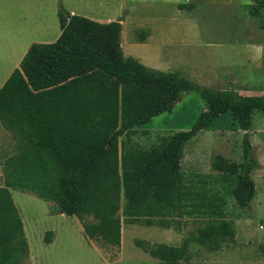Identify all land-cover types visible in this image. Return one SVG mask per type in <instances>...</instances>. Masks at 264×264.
I'll return each instance as SVG.
<instances>
[{"label": "trees", "instance_id": "1", "mask_svg": "<svg viewBox=\"0 0 264 264\" xmlns=\"http://www.w3.org/2000/svg\"><path fill=\"white\" fill-rule=\"evenodd\" d=\"M202 1L190 0L178 9L191 12ZM250 1V15L264 30V0ZM58 17L57 41L33 44L0 88V124L17 150L2 169L0 264H30L12 191L53 203L62 214L78 218L89 241L112 248L122 245L124 223L171 229L179 228L184 217H206V225L179 246L135 241L163 264L190 261L193 244L217 253L225 243H235L226 203L210 193L207 180L186 190L184 150L216 120L231 114L245 132L242 160L216 155L211 169L235 181L231 194L240 208H248L256 195L253 175L261 169L250 138L252 116L264 113V99L200 85L125 56L121 20L102 24L70 15L62 5ZM137 36L143 42L147 32ZM189 92L207 104L190 130L162 138L148 149L131 139L137 128L171 112ZM123 135L128 142L121 156ZM53 237L47 232L45 243Z\"/></svg>", "mask_w": 264, "mask_h": 264}, {"label": "rangeland", "instance_id": "2", "mask_svg": "<svg viewBox=\"0 0 264 264\" xmlns=\"http://www.w3.org/2000/svg\"><path fill=\"white\" fill-rule=\"evenodd\" d=\"M211 2H215V7H208ZM199 6L194 11V17H189L200 21L201 24L197 27L188 26L171 9L158 12L154 18L164 16L171 21L176 18L178 20L172 24L169 22V26L158 27L155 40L152 39L147 44L138 41L134 23L128 22L122 35L124 53L139 59L152 69L177 72L200 85L219 90L234 89L233 86L238 85L230 83L227 77L230 73L225 69L231 68L233 63L225 64V56L221 50L227 48L228 44H231L230 48L240 50L245 44L246 33L254 35L256 31L263 34L260 40L264 46V30L260 28L258 19L250 15L249 0H210L209 4L204 1ZM58 11L54 21L48 22V27L38 31L32 38L25 35L29 40L24 39L18 47L28 46L30 49L35 43L56 42L61 32ZM197 23L194 21L189 24L195 26ZM160 36L167 41L159 42ZM127 49L132 50L134 55H128ZM26 53L12 57L7 71L0 74V88L12 73L10 66L16 63L15 68H19ZM252 83L264 87V67L258 71V80ZM206 108V101L196 93H183L171 112L155 117L148 125L137 128L131 133V139L142 148H151L159 144L162 138H170L176 132L190 130ZM253 120L250 138L263 167L253 175L256 195L246 209L240 208L231 194L235 181L211 169V162L216 155L236 162L242 160V139L245 132L238 129L234 117L228 114L219 118L210 129L201 132L185 147L182 170L186 190L200 185L201 179L207 180L210 193L218 195L226 203V217L234 222L236 242L225 243L217 253L193 244L192 259L182 264H264V113L258 111ZM4 131L3 136L11 139L10 134ZM2 138L0 135V143H4ZM127 142L128 137L123 135L120 140L121 156ZM6 156H0V182L3 180L2 169ZM12 196L24 223L30 264H163L137 248L135 241L141 239L151 244L179 246L208 221L201 216L184 217L179 228L171 229L124 223L122 245L120 248H112L100 241H89L78 218L62 214L53 203L21 191H12ZM47 232L54 233L50 244L44 241Z\"/></svg>", "mask_w": 264, "mask_h": 264}, {"label": "crops", "instance_id": "3", "mask_svg": "<svg viewBox=\"0 0 264 264\" xmlns=\"http://www.w3.org/2000/svg\"><path fill=\"white\" fill-rule=\"evenodd\" d=\"M189 1L190 0H0V74L7 71L8 65L12 62V57L14 55L20 54L21 56L22 54L23 56L25 52H28V46H21L19 48L18 44L23 43L24 39L26 41L29 40V38H32L38 31L44 30L46 26L48 27V22L50 20L54 21L55 13L60 8V5H62L70 15L83 16L102 24L121 20L123 30L128 22H133L136 34L139 31L147 32L145 41L141 42L138 39L140 43L147 44L152 39L155 40V33L158 27L169 26V22L172 24V22L178 20V18H176L171 21L164 16L160 18L153 17L164 9L173 10L174 15L183 18L185 23L190 27H197L201 24L197 19L193 20L189 18L190 16L194 17V11L199 9L200 3L191 12L178 9L179 5ZM204 1L208 4L210 3V0H203L202 2ZM214 5L215 2H211V5H208V7H215ZM194 21L198 22L197 25L191 26L189 23ZM246 27H248L247 24ZM25 35L29 36V38ZM262 35L263 34H259L257 31L254 35L247 32L245 35L247 38L244 40L245 44L241 46L240 50H236V48L232 47L230 48L229 46H231V44H228L229 46L227 48L221 50L225 56V64H230V62L233 63L231 68L226 67L225 69L230 73L229 76H227L230 83L238 85L233 86V90L239 95L264 99V87L252 83V81L258 80V71L264 67V46L260 40V36ZM158 41L164 42L167 40L163 36H160L158 37ZM124 46L123 43V47ZM127 54L134 55V52L127 49ZM237 58L238 61H236ZM19 60L20 59H18V62ZM144 60L146 59L144 58ZM15 64L16 63H13L10 66V72L16 69ZM255 113H258V111H255L252 116V124ZM0 129H2L0 130V135H2V140L4 141V143H0V156L3 157L7 155V159L17 154V150L15 148V142L12 139L4 137L5 131L3 128ZM262 167L261 164V169ZM2 185L3 180L0 182V186Z\"/></svg>", "mask_w": 264, "mask_h": 264}, {"label": "water", "instance_id": "4", "mask_svg": "<svg viewBox=\"0 0 264 264\" xmlns=\"http://www.w3.org/2000/svg\"><path fill=\"white\" fill-rule=\"evenodd\" d=\"M119 21V20H118Z\"/></svg>", "mask_w": 264, "mask_h": 264}]
</instances>
